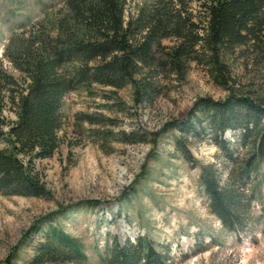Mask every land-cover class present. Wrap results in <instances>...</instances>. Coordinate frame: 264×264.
<instances>
[{
	"label": "rangeland",
	"instance_id": "obj_1",
	"mask_svg": "<svg viewBox=\"0 0 264 264\" xmlns=\"http://www.w3.org/2000/svg\"><path fill=\"white\" fill-rule=\"evenodd\" d=\"M66 1L0 0L3 131L16 120L10 98L24 87L7 57L10 39L22 41L32 28L52 30L67 14ZM155 4L167 25L182 28L183 20L186 27L169 30L150 61L135 60V86L91 84L64 96L58 148L30 168L48 193L0 195V264H35L34 249L49 241L48 225L78 241L85 258L39 264H105L113 245L139 238L167 256V264H264V161L252 159L257 133L250 127L216 134L195 109L200 100L222 102L231 94L264 104V36L214 54L206 39V0H127L124 22H143ZM181 45L186 56L172 61ZM134 139L145 141H124ZM203 168L233 190L244 226L239 233L212 213L200 183Z\"/></svg>",
	"mask_w": 264,
	"mask_h": 264
},
{
	"label": "trees",
	"instance_id": "obj_2",
	"mask_svg": "<svg viewBox=\"0 0 264 264\" xmlns=\"http://www.w3.org/2000/svg\"><path fill=\"white\" fill-rule=\"evenodd\" d=\"M126 2L67 0L66 16L57 21L52 30L32 28L22 41L15 37L10 39L7 57L24 76V87L20 94L10 98L16 107V120L7 125L6 131L0 128V143H4L0 148L1 196L41 198L48 193L30 168L33 160L50 158L58 148V132L62 126L60 108L67 93L91 84L116 89L135 86L138 82L134 79L135 60L139 63L150 61L153 46L170 36L169 30L181 32L186 27L183 20L182 28L167 25V17L159 13L156 4L147 9L143 22L130 17L125 23ZM204 12L206 39L214 54L219 50L229 52L233 47L264 36V0H206ZM178 23L176 21L175 25ZM179 32L174 34L176 38L183 37ZM186 51L181 45L171 54V60L185 57ZM9 79L12 85L14 82ZM196 108L202 111L216 134L239 128L249 131L251 127L257 133L252 159L264 161V104L231 94L222 102L200 100ZM172 126L183 129L178 123ZM124 141L137 144L145 140ZM215 144L224 149L221 140H215ZM177 145L179 148V141ZM200 183L212 213L227 231L239 233L244 226L236 216L233 190L219 185L217 173L212 168L202 169ZM93 203L89 201L90 205ZM48 235V243H40L34 249L33 263L85 258L83 246L75 239L51 225H48ZM167 261V256L139 238L123 246L113 245L104 263L167 264Z\"/></svg>",
	"mask_w": 264,
	"mask_h": 264
}]
</instances>
